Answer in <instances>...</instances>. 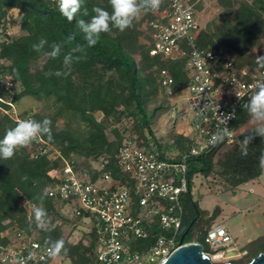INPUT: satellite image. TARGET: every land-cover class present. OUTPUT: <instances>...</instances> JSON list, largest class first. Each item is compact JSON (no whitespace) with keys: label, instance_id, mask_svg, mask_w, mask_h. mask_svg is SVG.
Returning <instances> with one entry per match:
<instances>
[{"label":"trees","instance_id":"obj_1","mask_svg":"<svg viewBox=\"0 0 264 264\" xmlns=\"http://www.w3.org/2000/svg\"><path fill=\"white\" fill-rule=\"evenodd\" d=\"M218 4L222 10L214 21L201 29L198 45L232 52L240 69H262L257 64V56L264 55L255 53L254 49L264 47V0H218ZM84 7L89 15L84 16L82 9L76 19L69 22L60 14L58 0H0V23L5 22L9 27V18L16 14L22 30L18 36L9 35L0 45L1 57L9 61L3 69L18 83L17 100L30 96L43 104L41 110L29 112H33V119L37 121L51 120L52 139L43 137L61 150L64 159L74 160L77 167L89 171L93 179L111 172L126 183L128 176L115 160L126 136L136 137L161 157L170 152L189 151L193 145V139L180 132L165 142L157 139L148 108L159 96L168 95V90L178 93L187 87L191 80L188 57L171 58L151 53L153 44L143 40V35L151 38V29L147 28L149 35H146L142 26L155 17L153 11H141V17L138 15L132 27L123 32L112 27L110 32L101 33L96 45L88 47L76 21H89L94 7L109 12L112 9L109 0H85ZM41 38L47 43L37 52L32 46ZM53 43L62 45L61 54L55 59L43 54L51 51ZM69 53L74 58L70 71L63 64L64 56ZM163 70L173 79L169 86L163 84ZM57 71L69 74L57 76ZM45 73L51 74L46 76ZM243 105L231 125L235 132L251 121ZM15 125L16 121L0 113V138ZM253 137L247 145L246 156L242 155L245 138L230 142L225 137L214 148L189 158V188L182 196L184 218L179 240L184 236V243L204 244L205 235L218 214V208L209 212L195 199L193 189L197 175L209 176L215 172L231 188H238L263 174L258 158L264 151V138ZM63 158H33L26 146L17 149L11 159H0V231L17 226L29 234L34 233L44 244L49 237L52 240L63 237L69 252L62 256L71 259L72 264H101L95 239L88 243L85 239L73 242L56 223L57 218L63 223L70 221L47 192L53 182L48 172L60 167ZM96 166H102L101 170ZM21 191L32 201L31 216L24 206ZM36 206L48 213L47 231L35 224L33 209ZM158 234L159 231L154 230L147 240L138 242V247L152 244ZM243 251H247V255L239 264H248L264 252V236L248 243Z\"/></svg>","mask_w":264,"mask_h":264},{"label":"built area","instance_id":"obj_2","mask_svg":"<svg viewBox=\"0 0 264 264\" xmlns=\"http://www.w3.org/2000/svg\"><path fill=\"white\" fill-rule=\"evenodd\" d=\"M199 1L163 0L160 8L153 11L155 17L147 21L152 54L188 57L191 80L181 91H187V107L176 112L183 118L190 115L189 126L180 132L194 141L189 151L170 152L161 157L136 137L127 136L115 155L119 169L128 176L125 183L111 172L93 179L92 174L78 168L74 160L64 159L61 150L43 136L27 146L33 158H63L60 167L48 172L53 182L47 192L64 214L65 207L71 212L65 215L73 225H83L86 237L95 239L101 264H162L181 246L182 196L189 188V158L217 146L219 142L211 144L209 141L219 128L229 129L230 135L226 137L230 142L236 139L231 125L238 109L250 99L254 86L264 81V68L240 69L232 52L198 45L202 29L196 10ZM9 27L5 22L0 23V45L11 35ZM7 65L9 61L0 55V113L16 122L33 119V112L22 111L18 106L15 96L20 88L3 69ZM162 74L163 84L169 86L172 77L166 70ZM167 93L176 95L171 90ZM95 168L101 170L102 166ZM20 196L31 216L32 201L22 191ZM154 230L159 231L156 240L138 247V242L147 240ZM233 242L228 226L220 223L209 228L202 244L208 245L205 253L214 263H222L231 262V256L228 257L224 249ZM29 253H34V258L27 260V264H62V256L48 257L47 245L34 233L29 234L17 226L0 231V264H18Z\"/></svg>","mask_w":264,"mask_h":264},{"label":"rangeland","instance_id":"obj_3","mask_svg":"<svg viewBox=\"0 0 264 264\" xmlns=\"http://www.w3.org/2000/svg\"><path fill=\"white\" fill-rule=\"evenodd\" d=\"M196 10L200 25L204 28L218 17L222 7L218 4V0H200L196 4ZM141 15L142 13H139L140 17ZM9 19L11 35H20L22 33L20 18H17L15 14ZM148 27V22H144L142 28L146 29V35H149ZM143 40L151 42V38L145 35H143ZM254 51L264 55V47L255 48ZM186 96L187 91L176 96L161 95L149 105L153 130L157 139L165 142L174 134L187 129L190 115L183 118L180 113L176 112V109L181 111L187 107ZM18 106L22 111H39L43 108L40 101L30 96L21 98ZM98 116L101 117V114ZM244 129H247L246 132H248L245 134L246 137L258 135L254 130V125L250 122L240 129L236 136L241 135ZM193 191L194 197L202 209L213 212L218 208V214L212 220L213 224L225 223L231 228L235 240L224 249L227 256H231V262L236 264L244 262L247 255V251H243L245 246L264 236V173L258 180L246 183L240 188H231L215 172L209 176L199 174L194 178ZM64 211L67 216L71 215L66 207ZM56 221L57 225L62 227L63 234L68 235L71 241L77 242L80 239H85L86 243L90 241L86 237V230L83 225L75 226L72 221L63 223L60 218H57ZM241 245L244 246L241 247ZM205 247L209 248L207 244ZM61 263L72 264V261L62 256Z\"/></svg>","mask_w":264,"mask_h":264},{"label":"clouds","instance_id":"obj_4","mask_svg":"<svg viewBox=\"0 0 264 264\" xmlns=\"http://www.w3.org/2000/svg\"><path fill=\"white\" fill-rule=\"evenodd\" d=\"M163 0H109L112 11L109 12L101 7H94L89 21L79 19L76 21L79 29L84 34V40L88 47H93L99 41L101 33H108L112 27L123 32L132 27L134 20L137 18L141 11H156L160 8ZM85 0H58V10L60 14L65 17L69 22L76 19L78 13L88 16V10L84 7ZM46 39L41 38L38 43L33 44V49L41 52L44 49ZM51 51L44 52L43 54L50 58H57L61 54L62 45L53 43ZM82 50V49H81ZM79 57L76 58L78 60ZM74 58L71 53L66 54L63 58L65 68H71ZM257 64L264 68V56H257ZM51 73H45L50 75ZM69 72L57 71V76H67ZM255 90L250 99L243 105L244 110L249 114L250 120L254 125L256 134L264 138V81L258 82ZM238 96V95H237ZM238 98H240L238 96ZM51 120L43 119L37 121L35 119H24L16 122L14 127L8 128L3 138H0V159H11L17 149L28 146L31 142L39 136H47L49 140L52 139ZM230 135L228 128H219L214 133L209 141L211 144H216L223 141V139ZM253 136H248L243 140L244 149L242 155L246 156L247 145L252 142ZM259 166L264 169V151L259 156ZM25 179H27L25 177ZM33 216L35 224L41 230L47 231V216L46 209L36 206L33 209ZM47 245V255L50 258H57L60 256H67L69 249L66 247V241L63 237L52 240L51 237L45 240ZM34 258V253H29L26 259H21L18 264H27V260Z\"/></svg>","mask_w":264,"mask_h":264},{"label":"water","instance_id":"obj_5","mask_svg":"<svg viewBox=\"0 0 264 264\" xmlns=\"http://www.w3.org/2000/svg\"><path fill=\"white\" fill-rule=\"evenodd\" d=\"M175 249L162 264H236L233 262L214 263L205 253V246L200 242L183 243ZM248 264H264V252L253 258Z\"/></svg>","mask_w":264,"mask_h":264},{"label":"crops","instance_id":"obj_6","mask_svg":"<svg viewBox=\"0 0 264 264\" xmlns=\"http://www.w3.org/2000/svg\"><path fill=\"white\" fill-rule=\"evenodd\" d=\"M180 93H181V91L178 92V93H176V95H179ZM176 95H175V96H176ZM250 122H251V121H250ZM250 122H249V123H250ZM249 123H248V124H249ZM248 124H246V125H248ZM246 125H245V126H246ZM245 126H243V127H245ZM243 127H242V128H243ZM250 127H251V126H250ZM250 127H249V128H250ZM242 128H241V129H242ZM246 130H247V129L242 130L241 135L236 136V139H237V140H240V139H242V138H245V137H246L245 134L248 133V132H246ZM238 131H239V130H238ZM238 131H236V133H237ZM263 173H264V172H263ZM259 178H260V177H259ZM259 178L255 179V180H258ZM255 180H253V181H251V182H254ZM248 183H250V182H248ZM240 187H241V186H240ZM240 187H238V188H240ZM228 228H229V231L231 232V234H232L233 237H234V234H233V232L231 231V228H230V227H228ZM234 240H235V237H234ZM243 246H244V245H241V247H243Z\"/></svg>","mask_w":264,"mask_h":264}]
</instances>
